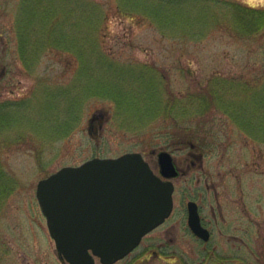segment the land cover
<instances>
[{
    "label": "rangeland",
    "instance_id": "rangeland-1",
    "mask_svg": "<svg viewBox=\"0 0 264 264\" xmlns=\"http://www.w3.org/2000/svg\"><path fill=\"white\" fill-rule=\"evenodd\" d=\"M233 1L244 0H0V112L10 122L0 131V264H64L37 201L40 180L128 152L144 153L154 166V150L187 139L188 147L208 144L207 169L224 176L227 221L242 224L245 243L214 239L220 256L225 264H264V136L243 132L217 108L203 130L176 118L193 93L212 98L210 82L264 77V26L255 35L240 32L262 24L241 25ZM21 44L29 45L27 55ZM67 44L79 54L61 50ZM92 47L106 55L82 56ZM84 84H107L125 99L86 98ZM243 95L235 96L242 102ZM66 117L72 129L61 135ZM181 150L170 149L185 161L191 149ZM198 177L195 169L177 181V201L194 193ZM183 247L197 263V243L194 251Z\"/></svg>",
    "mask_w": 264,
    "mask_h": 264
},
{
    "label": "water",
    "instance_id": "water-1",
    "mask_svg": "<svg viewBox=\"0 0 264 264\" xmlns=\"http://www.w3.org/2000/svg\"><path fill=\"white\" fill-rule=\"evenodd\" d=\"M159 161L163 176L177 175L168 152H161ZM173 190V183L155 175L141 153L131 152L63 167L39 182L37 196L66 264H95L94 256L113 264L170 215ZM93 202L106 206L101 221L83 218ZM197 222L192 212L194 231L208 239Z\"/></svg>",
    "mask_w": 264,
    "mask_h": 264
},
{
    "label": "flooded vegetation",
    "instance_id": "flooded-vegetation-1",
    "mask_svg": "<svg viewBox=\"0 0 264 264\" xmlns=\"http://www.w3.org/2000/svg\"><path fill=\"white\" fill-rule=\"evenodd\" d=\"M254 2L256 0H244L243 2L233 1L229 6L237 8L241 13L264 14V2L262 4H256ZM0 38L4 41L1 33ZM170 149H182L181 151L191 149V151L184 161L179 159ZM162 151L171 154L173 164L177 171V175L173 178L168 179L162 174L159 161V154ZM210 153L207 148L201 150L197 145L192 143L188 147V141L185 140L176 142L171 140L169 146L163 145L158 152L154 150L153 154H157V160L154 162V166L151 161L146 159L145 154L141 153L155 175L164 181L173 183V207L170 215L160 225L145 234L140 243L131 252L113 264H119L124 261L126 264H145L151 260H155L158 264H225L229 260L226 257L220 256L219 246L213 243L214 239L219 236L245 243L244 238L240 235L243 232L242 224L237 226L227 221L225 210V195L227 189L225 188L224 176L220 172L222 177L217 178L210 169H207ZM183 164H186L187 170L181 167ZM195 169L202 171L203 177H198L196 180L197 183L189 189L190 191L194 190V193H190L186 198L177 201V181ZM0 171L2 173L1 166ZM1 180L2 178L0 177ZM227 194L230 196V193ZM37 201L47 222V217L42 210L38 196ZM178 202H181V204ZM235 202L240 204L239 201ZM93 203L92 208H86V214L83 218L87 221L97 219L101 221L105 217V210L102 209L106 206L102 204L97 205L95 202ZM192 212L197 214L199 220L197 225L206 231V238L208 239L198 236L194 231L191 225ZM175 217H177V220L174 222ZM230 232H233V234H230ZM195 242L200 249L194 251L193 246ZM183 244L189 245V248H192L198 254H195L197 259H199L197 263L193 262L194 260L190 256L191 252L188 249L183 247L181 250V248H178V245ZM95 263L103 264L99 258L95 259Z\"/></svg>",
    "mask_w": 264,
    "mask_h": 264
},
{
    "label": "trees",
    "instance_id": "trees-1",
    "mask_svg": "<svg viewBox=\"0 0 264 264\" xmlns=\"http://www.w3.org/2000/svg\"><path fill=\"white\" fill-rule=\"evenodd\" d=\"M241 20L240 24L245 26L246 23L248 24H254L261 23L262 25L257 28H250L245 29L242 32L245 35H255L260 33L262 30V26H264V14L261 13H241ZM21 32V31H19ZM20 49L23 54L27 55L28 49H30L29 45H22L20 46ZM99 49V48H98ZM98 49H95L92 47V51H83L82 56H89L92 54H99L106 55L104 52H100ZM61 50L65 52H72L79 54L78 49L75 47H72L71 45H61ZM81 65H83L84 60H80ZM91 64V62H90ZM81 70V67H80ZM88 70V72H92L95 69L93 68ZM79 72L76 73V79ZM90 78H94V74L89 76ZM89 77H85L90 79ZM221 83H213L210 82V94L211 97L205 96L202 92L193 93L189 96L188 99V107L183 108L180 107L177 109V115L176 118L180 120L181 118H184L188 120L191 124L194 126H197L198 129H205L210 124L208 119L206 117L212 112L214 109H219L222 113H224L228 120L233 121L236 123L239 128L246 132L247 134L256 137V139H261L264 136V77H258L256 81H243V78H224V79H218ZM87 81V80H85ZM75 87V86H73ZM113 88V87H112ZM242 90L240 92L236 91ZM231 91H235L234 93H230ZM205 92V91H203ZM244 92L245 95L242 97L241 100L237 99L235 95H241V93ZM84 97L87 98V96L92 95H103L105 97H113L117 102L123 101L125 97L120 93L118 89H111L106 85L99 86V89L94 88L92 85L84 84L83 90L81 89V94ZM229 96H234L233 99H228ZM232 94V95H231ZM79 95V98L81 97ZM152 96V95H151ZM185 99L186 97L183 96ZM78 98V99H79ZM232 98V97H231ZM125 102V101H124ZM248 102H252L253 104H256V109H250L247 105ZM171 104V100L168 102ZM180 103H186V101H180ZM215 103L219 104L220 106L215 107ZM71 105V104H69ZM73 107V106H72ZM188 108V109H187ZM175 108H169L167 107V111L174 112ZM8 116L6 113L0 112V131H3V129H6L9 126ZM206 119V120H205ZM72 121L69 120L68 117H66V120H64L63 123H61V135H68V132L72 129ZM203 135L207 134V131H201L199 132ZM187 139V138H186ZM194 140V138H193ZM182 141V140H181ZM188 141V139H187ZM164 146H169V144H162ZM197 146L204 150L208 147V144L205 142H199ZM0 177H2V173L0 171Z\"/></svg>",
    "mask_w": 264,
    "mask_h": 264
}]
</instances>
